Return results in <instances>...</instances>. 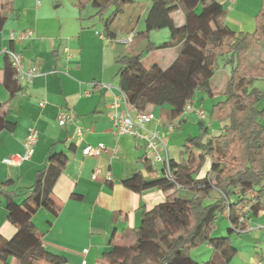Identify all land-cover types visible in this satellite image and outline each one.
I'll return each instance as SVG.
<instances>
[{"label": "crops", "instance_id": "0c3cea01", "mask_svg": "<svg viewBox=\"0 0 264 264\" xmlns=\"http://www.w3.org/2000/svg\"><path fill=\"white\" fill-rule=\"evenodd\" d=\"M149 1L150 4L152 0ZM216 1L221 8L212 17L225 10L226 24L233 30L246 33L255 30L261 0ZM3 4L0 0V11ZM13 8L12 12L2 11L3 17H0V110L5 119L14 124L13 130L0 128V184L11 180V190H15L22 201L39 171L49 163L59 167L62 172L51 195L59 214L55 216L41 209L33 217L50 259L37 260L35 264H111L104 259V254L114 251L124 255L140 226L141 208L152 211L165 201L166 195L156 188L140 194L123 183L138 171L145 173L141 160L147 148L140 138L113 132L109 118L112 93L106 86H119V57L143 54L149 46L161 45L169 41V37L160 30L144 33L145 27L140 23L142 18L145 22L147 11L129 32L134 38L127 46L114 38L120 23L114 27V20L108 30L98 29L95 10L89 8L85 15L77 9L75 0H13ZM175 21L179 26L185 24L181 11L175 14ZM26 31H32L33 36L19 39ZM12 33L15 39L10 37ZM129 34L126 32L121 37ZM262 42L264 40L254 45L250 64L264 60ZM7 50L22 56L26 70L39 69L31 82L22 81L24 91L15 97H11L4 86L7 65L4 52ZM152 56H158L155 63L167 69L178 59L179 50H153L144 60ZM230 69L221 64L216 71L212 80L214 98L207 100L206 95L199 93L192 105L209 113L217 101L223 100ZM149 112L154 113L156 119L147 123L146 128L168 139L172 145L170 157L178 162L174 146L177 129L173 133L168 130L173 122L165 120L159 108L151 107ZM62 113L74 117L65 126L58 121ZM185 117L187 123L182 125L180 138L187 135L188 127L193 128L196 135L191 122L196 118L199 123L194 113ZM209 127L213 134L220 130L215 123L209 122ZM31 128L38 131L34 154L19 164H7V159L25 154L23 143ZM101 144L106 149L100 156L83 154L86 147ZM96 170H100V176L93 180ZM262 225L264 211L250 222V228L261 230L258 227ZM15 234V227L8 221L6 201L0 196V235L11 239ZM85 250L87 254L83 253ZM261 256L260 259L264 251ZM0 264L3 263L0 261ZM11 264L19 262L13 259Z\"/></svg>", "mask_w": 264, "mask_h": 264}, {"label": "trees", "instance_id": "16d2710c", "mask_svg": "<svg viewBox=\"0 0 264 264\" xmlns=\"http://www.w3.org/2000/svg\"><path fill=\"white\" fill-rule=\"evenodd\" d=\"M3 1L0 17L2 11L14 9L13 0ZM131 3V0H75L79 11L93 8L95 17H101L116 4L113 18L106 23L107 30L114 17ZM219 8L221 4L216 0H152L144 33L168 29L169 41L149 46L143 54L117 59L119 86L131 106L138 112L159 108L165 120L178 123V129L187 123L185 108L198 93L216 96L212 80L219 66L231 69L223 100L213 105L208 121L199 120L200 134L187 139L181 160L171 159L174 181L165 176L160 166L152 164L148 152L141 160L145 173L138 171L123 181L134 192L141 194L156 188L166 196L152 211L141 208L140 226L125 254L114 251L104 254L111 264H200L191 251L203 243L213 250L205 264H231L237 255L231 234L246 232L250 222L264 211V109L259 108L264 91L254 86L264 79V60L249 62L254 45L264 40V0L251 33L236 32L229 27L225 10L212 17ZM180 11L185 16L183 26L175 21V14ZM138 19L134 16L121 24L114 38L132 32ZM171 48H178L179 57L169 68L163 69L157 63L146 67V54ZM6 58L4 86L15 97L24 87L17 78L16 67L7 55ZM209 122L220 127L216 134L210 132ZM0 128H14L1 110ZM61 172L59 167L47 164L37 173L22 201L11 190V180L0 184L8 221L16 229L11 239L0 235L3 264H11L13 259L19 264L50 259L33 217L41 209L55 216L59 214L51 195ZM180 190L191 192V198H182ZM220 219L229 222L228 236L214 237Z\"/></svg>", "mask_w": 264, "mask_h": 264}, {"label": "built area", "instance_id": "2783aa9c", "mask_svg": "<svg viewBox=\"0 0 264 264\" xmlns=\"http://www.w3.org/2000/svg\"><path fill=\"white\" fill-rule=\"evenodd\" d=\"M33 36L32 31H26L19 35V39H29ZM12 39L16 38V35L12 33L10 35ZM134 35L129 34L127 37L118 39V43L123 45H131ZM17 69V78L19 81L31 82L34 77L39 74L37 67H32L26 70L23 65L22 56L11 50L4 52ZM106 88L112 93V102L110 104L109 118L113 126V132L118 135H129L144 140L147 148V152L153 165H158L165 172V176L174 181L172 177L171 169V157L168 149V139L157 131L148 130L146 124L155 120L156 117L152 112H138L131 106L126 94L120 88V86L107 85ZM194 113L201 121H208V113L201 109L196 108L192 103L188 104L184 111V116ZM73 115L62 113L58 117L59 124L65 126L73 119ZM178 123H172L168 126L170 133H173L178 129ZM38 140V131L35 128H31L27 137L23 143L25 154L23 156H15L7 159L5 162L9 165L19 164L23 160H28L34 154V148ZM106 147L101 144L97 147L88 146L83 150L85 156H100ZM100 176V170H96L92 175L93 180H97ZM109 179V177H108ZM264 231V225L258 227ZM252 230V228H250ZM249 230V231H250ZM88 250L83 253L87 254ZM86 264V262H83ZM257 264H264V257L258 261Z\"/></svg>", "mask_w": 264, "mask_h": 264}, {"label": "rangeland", "instance_id": "374dc122", "mask_svg": "<svg viewBox=\"0 0 264 264\" xmlns=\"http://www.w3.org/2000/svg\"><path fill=\"white\" fill-rule=\"evenodd\" d=\"M131 1L132 3L130 5L128 4L127 6H124L123 10L119 13V16L114 17V19L112 20V22L116 20V24L114 27H117L119 23L121 25V24H125L129 22L134 16L139 18L138 23H137L138 25L140 17L145 11H147L148 7L151 4V3L149 4L150 2L149 0H131ZM87 9L83 10V14L87 15L86 13ZM91 9L94 11L93 8ZM116 10H117V6L116 4H113L104 12V14L101 17L94 16V18H96L99 23L98 29L103 30V31L106 30L105 23L110 21L113 18L114 12H116ZM198 11L201 12V7L198 8ZM102 19L104 20L102 21ZM144 23H145L144 19L142 18V22L140 24H141V27L143 28L145 27ZM160 31H165V33H167L166 35H168L170 39V33L168 29H163ZM156 60L157 61L159 60L158 56H152L151 58H149L145 62L146 67L150 68V66L153 64L152 62L155 63ZM254 86L264 91V80H260L256 82ZM205 97L207 100L211 99L209 98V96H205ZM213 104L214 102L212 101V103H210V108ZM206 108L207 110L209 109V107H206ZM259 108L264 109V98L260 102ZM191 123L192 125H194V131L196 129V135L195 133L193 134V128L188 127L185 131L187 135L185 137L183 136L182 138H180L181 129L176 130L178 138L174 141V144H175L174 146H176L177 148L175 150V156L176 158L179 159V161L181 160V155L184 153V150H185L184 145L187 139L189 137H195L200 134L199 124L196 118H194V120H192ZM263 124H264V120H263ZM210 130H213V129L210 128ZM192 135H195V136H192ZM171 147L172 145L168 143V149H172ZM180 196L182 198L189 199L191 198L192 194L191 192L187 190H180ZM228 228H229L228 220L220 219L218 222V228L213 233V236L214 237L228 236ZM230 237H231V241L234 247L237 249V255L233 258V260L231 261V264H257L258 263V261L260 260V257H262L261 253L262 251H264V231L263 230H253L252 229V231H249L248 229L246 232H243L241 234H239L238 232H234L233 234H231ZM212 253H213V250L210 247V245L207 243H203L191 251L192 257L196 259L200 264H205L206 262H208L212 257Z\"/></svg>", "mask_w": 264, "mask_h": 264}]
</instances>
